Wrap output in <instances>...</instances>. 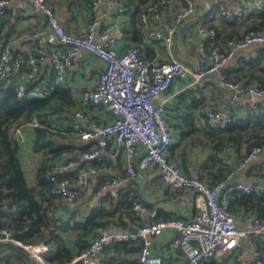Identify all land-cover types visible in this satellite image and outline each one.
Listing matches in <instances>:
<instances>
[{"label":"built area","instance_id":"1","mask_svg":"<svg viewBox=\"0 0 264 264\" xmlns=\"http://www.w3.org/2000/svg\"><path fill=\"white\" fill-rule=\"evenodd\" d=\"M36 12L44 15L49 33L37 39L35 52H31L26 60L15 55L10 46L5 45L0 51V83L11 71L24 68L27 77L35 82L29 87L26 83L15 84L18 97L24 100L41 98L59 85L64 86L68 71L75 67L74 57L80 50H88L105 62L98 75L96 86L81 91L74 105L75 121L72 131L81 139L93 141L88 148L77 149L80 157V169L76 180L59 179L78 161L61 160L51 167L48 178L56 181L53 194L66 203L81 198L92 186L91 175L99 171L95 163L109 162L112 168V157L106 152L112 142L122 151L125 159V170L129 179L139 177L142 170L155 166L162 178L178 190L195 191L198 193L199 212L192 220L183 217L156 219L157 210L148 209L140 199H133L132 211L135 220L139 221L134 231L122 233L102 232L93 238L85 251L75 259L63 264H103L100 260L102 250L109 244L119 241H141L138 264H164L160 254L151 251L154 238L162 234L166 228L177 232L174 245L186 256L185 264H204L207 259L219 254L238 249L237 264H264V245L259 249L253 244V259L244 258L241 247L243 238L264 239V218L256 213L243 215L247 226L240 229L237 217L232 209V193L247 192L261 189L259 184L228 179L209 182L183 169L182 165L169 156V148L173 142V131L166 118L168 108V90L177 77H190L191 84H200L211 74H218L219 80L229 88L230 96L223 112L209 109L205 114L206 125L213 129L229 127L236 119V104L241 94L253 93L264 96V86L259 83H247L244 80L228 78L224 67L238 50L246 49L253 44L264 43V30L249 29L242 38L231 39L226 46L216 43L217 30L209 22L221 15L227 20L236 21L245 17L249 11L264 10V0H254L235 8H229L218 0V11L212 10L197 25L199 32L206 36L201 39L200 55L193 67L182 59L171 54L169 59L147 60L137 45H131L124 51L116 47L119 36L101 27L104 12L101 11L103 0L91 2V20L84 33H75L66 28L59 18L54 6L47 0H27ZM183 3L178 9L172 6L175 2ZM123 0H107V12L116 15L125 12ZM194 0H159L150 2L140 15L142 36L153 43L158 49L162 42L171 47L178 29L196 13ZM17 13L12 0H0V25L8 13ZM175 15L173 21L166 16ZM56 43L46 54L43 43ZM65 45L66 48L57 46ZM48 57L52 63L50 76L40 74L41 62ZM94 105L110 113L109 121H92L89 126L82 123L85 117L82 107ZM32 127L41 125L37 115L29 121ZM54 127V126H52ZM21 129L16 127L15 133ZM142 147L139 165L136 166L135 156ZM264 153V143L255 144L244 156L246 161L257 159ZM120 180L114 177L97 189V194L116 195ZM101 203V201H99ZM149 218L148 220L146 218ZM12 242L26 249L39 263L49 251L44 243H23L8 227H0V243ZM254 243V242H253Z\"/></svg>","mask_w":264,"mask_h":264},{"label":"crops","instance_id":"2","mask_svg":"<svg viewBox=\"0 0 264 264\" xmlns=\"http://www.w3.org/2000/svg\"><path fill=\"white\" fill-rule=\"evenodd\" d=\"M194 1L197 5L196 13L178 29L171 47L159 42L158 49H156L153 43L145 40L143 36L138 38L128 29L131 22L130 13L124 12L119 15L108 13L107 0H103L100 7L101 11L105 13L101 19V27L119 36L116 44L119 51H124L131 45H137L147 60L169 59L172 54L194 67L199 60L201 39L206 36L198 31L197 25L206 18L205 15L210 11L215 9V11H218L216 0ZM218 1L229 8H235L254 0ZM51 2H53L52 5L68 30L75 33L86 32L91 20L90 7L92 0H51ZM177 2V4L174 3L175 9H178L181 5L179 1ZM12 6L16 8L17 13L11 14L5 19L0 31L4 36V45L10 46L12 52L21 57L23 62L26 63V58L34 50L39 36L42 34L47 35L49 29L44 15L36 12L27 0H12ZM257 13L258 11L255 10L247 12L245 17L234 25H231L226 21V18L218 14L213 19V22L218 26L221 41L224 43L225 38L232 34L235 36L241 35L249 25L256 23L257 18H255V14ZM166 18L169 21H173L175 15L174 13L169 14ZM253 45L246 49L238 50L227 61L224 71L230 76H234L238 72L237 70L243 60L249 58ZM43 46L45 47L46 54H49L56 46V43L45 41ZM57 46L66 48L62 44H58ZM74 62L75 67L68 71L64 86L71 89L73 96L77 98L82 90L96 86L98 75L104 68L105 62L95 54L84 49L75 55ZM51 71L52 63L46 57L41 62L40 74L50 76ZM239 79L246 81L243 78ZM3 83L4 85H11L13 87L18 83H26L29 87L36 85L33 80L27 77L24 68L19 71H11ZM167 94L169 100L166 118L173 131V142L168 153L172 159L177 160L184 170L191 171L194 175L202 176L207 181L212 182L214 181L215 173H218V169L224 165L220 162L210 161V156L217 154L218 157H222L225 160L229 167L224 171L223 178L227 177L228 180L234 182L257 183L262 187L261 189H264V153L260 154L257 159L246 161L244 158L246 146L242 145V147L237 148L232 144V141L219 151L216 149L219 134L213 135V131L206 125V112L209 109L223 112L230 96L229 88L219 80L217 73L208 75L203 82L195 85L191 84V78L188 76L177 77L173 80ZM50 95H43L41 98L47 99ZM50 102L47 100L39 112L52 111L51 117L57 119L59 123L61 122L62 128L65 129L66 125L71 122L70 119H74L75 117L68 114L74 109V106L70 107L60 100L57 106L61 105L63 108L52 109ZM82 111L85 114V117L82 119V123L85 126H89V123L92 121H109L111 119L108 111L99 109L91 104L82 107ZM255 112L263 113L261 124L264 125V96H258L253 93L241 94L236 104L235 119L238 121L239 127H242L240 128L241 130L256 126V120L251 117L255 115ZM15 125L21 129V133L18 134L16 132L14 136V158L17 165L22 168L28 185L34 186L36 171L44 161V153L43 151L37 152L33 150L34 134L33 127L29 124V121L24 122L22 118H19V120H16ZM59 141L69 147H66V150L63 149L64 151L61 153L60 158L75 159H77L76 148H88L93 143V141L81 140L75 133H67V136L59 138ZM106 152L112 157V168H100L97 173L92 174V188L81 198L68 203L71 206L70 212H66L63 208V205L67 204L63 201L57 215L58 217L71 218L70 222L72 224L76 220L84 222L91 219V221H98V223L110 220L107 224H100L97 227L102 232L122 233L134 231L139 224V221L134 218L132 209H130V203L133 199H140L148 209H156V219L183 217L186 220H192L197 215L200 209L198 193L175 189L162 178L155 166L143 169L139 177L129 179L125 170V159L122 151L111 142L107 146ZM141 152L142 147H139L135 156L136 166L139 165ZM79 161L80 159L77 165H82L83 162ZM111 177H117L120 180L116 195H111L114 198L113 201L109 200L110 198H104L108 194L105 193L106 191L103 192L102 196L97 194V189ZM99 201H104V207L111 211L110 214L95 215L100 205ZM231 205L237 217V226L240 229H244L247 226L243 220V215L245 214L244 206L235 197H233ZM146 219L148 220L149 218L147 217ZM78 232L79 228L73 229L72 238H68L66 242V245L75 254L73 259L79 255L80 250L79 245L75 241V235ZM63 235L65 236L64 233ZM176 236L177 232L175 229L166 228L162 234L152 240L150 245L151 251L160 254L164 264H185V254L174 245ZM140 244L141 241H128V243L114 242L102 250L100 260L103 264H137L139 261ZM253 244L250 238H243L241 240L244 258L248 261L253 259L251 253ZM56 251V248H53L51 252L48 251L44 255L42 263H39L30 254L32 264H59L51 257ZM238 254V249H234L228 253L219 254L207 259L205 264H216L218 262L237 264L236 257Z\"/></svg>","mask_w":264,"mask_h":264},{"label":"trees","instance_id":"3","mask_svg":"<svg viewBox=\"0 0 264 264\" xmlns=\"http://www.w3.org/2000/svg\"><path fill=\"white\" fill-rule=\"evenodd\" d=\"M47 1L49 4H53L51 0ZM123 1L126 8L125 12H129L131 16V22L129 23L128 29L140 38V36H142L140 15L150 2H159V0ZM172 7L174 8V5ZM10 15L11 13L9 12L4 18L3 23L0 25V30L4 25L5 19ZM255 18H257L256 23L249 25L246 30L244 29L245 31H243L241 35L235 36L232 34L231 36L226 37L224 43L220 39L218 26L212 20L209 24L216 28V43L223 47L226 46L231 39L242 38L244 33L249 29L264 30V10H259L258 13L255 14ZM241 20L242 19L226 21L231 25H234ZM4 44V36L0 31V51L1 48L5 46ZM36 46L37 42L35 44V47ZM32 52H35V50ZM237 71L238 72L234 76H230L226 71L225 73L230 79L238 80L239 78H243L247 83H259L264 86V43L258 45L254 44L252 46V52L249 58L243 60ZM47 100H49V102L51 100L50 103L52 109L63 108L61 105L57 106L59 104L58 101L60 100L62 103L67 104L70 107H73L77 103L72 90L62 85L57 86L47 99L34 98L24 100L18 97L15 87L4 85L3 82L0 83V227L10 228L25 244L42 241L49 246V252H51L53 248H56V253L51 257L59 264H63L73 260L75 256L74 252L66 245L67 239L72 238L71 235L73 229L79 228V232L75 235V241L77 242V245H79V254H81L87 249L91 240L98 234L102 233L97 226L100 224H107L110 220L104 223L91 221V219L84 222L76 220V222H73L72 224L70 222L71 218L65 219V217L60 218L57 216L63 200L53 194L56 181L49 179L48 173L55 162L66 159L78 161L80 157L77 153L78 147L75 149L77 159L60 158L62 155L61 153L66 150V147L68 146L62 144L59 141V138L67 136V133L74 134L72 131V123L75 121V117L74 119H70L71 122L66 125L65 129H63L61 122L59 123L57 119L51 117L52 111L45 113L39 112ZM73 110L74 109L68 114L74 116ZM254 114L255 115H252L251 117L256 120V126L246 130L245 128H243L244 130L240 129L242 127H239L237 120H234L229 127L224 129H213L208 126V128L213 131V135L219 134L216 149L221 151L230 141H232V144L237 148L245 145L246 154L255 144H263L264 125L261 124L263 113L255 112ZM33 115H37L41 121V125L33 127V150L37 152L43 151L45 158L36 171L35 185L29 186L22 168L17 165L14 158L15 149L13 147V141L14 136L16 135V120L22 118L24 122H28ZM210 161L224 164L218 169L219 172L215 173L214 181L212 182L227 179V177L223 178L224 171L229 168L225 160L222 157H218L217 154H212L210 156ZM95 166H97V169L107 168L109 162L102 161L100 163H95ZM79 169L80 165H77L74 168L62 172L59 179L70 178L75 181ZM113 178L114 177H111L102 184H106ZM233 197L242 203L245 208V214L256 213L264 218V189H257L250 193L235 191L232 193V199ZM104 198H110L109 200L111 201L114 200L110 194H107ZM130 209H132V202L130 203ZM110 213L111 211L104 207L103 201L97 208L95 215ZM119 242L128 243V241ZM253 242L256 247L263 249L264 239H254ZM141 246L142 243L140 244V249ZM0 264H27V259L17 250L8 246H2L0 248ZM216 264L225 263L218 262Z\"/></svg>","mask_w":264,"mask_h":264},{"label":"water","instance_id":"4","mask_svg":"<svg viewBox=\"0 0 264 264\" xmlns=\"http://www.w3.org/2000/svg\"><path fill=\"white\" fill-rule=\"evenodd\" d=\"M257 44H260V43H257ZM63 208L65 209L66 212H70V210H71V206L68 203L63 205ZM2 246H8V247H11V248L17 250L18 252H20L22 255L25 256V258L27 259L28 264H32V257L30 255V253L26 249H24L23 247L15 244V243H12V242L0 243V248Z\"/></svg>","mask_w":264,"mask_h":264}]
</instances>
